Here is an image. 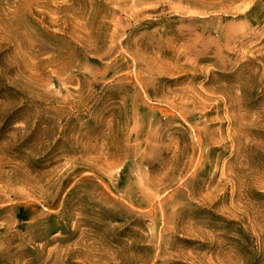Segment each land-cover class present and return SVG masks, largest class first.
<instances>
[{"label": "rangeland", "instance_id": "obj_1", "mask_svg": "<svg viewBox=\"0 0 264 264\" xmlns=\"http://www.w3.org/2000/svg\"><path fill=\"white\" fill-rule=\"evenodd\" d=\"M0 264H264V0H0Z\"/></svg>", "mask_w": 264, "mask_h": 264}]
</instances>
